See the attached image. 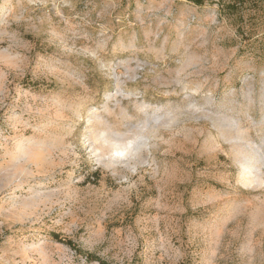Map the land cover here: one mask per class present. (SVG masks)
Segmentation results:
<instances>
[{"label": "rangeland", "instance_id": "374dc122", "mask_svg": "<svg viewBox=\"0 0 264 264\" xmlns=\"http://www.w3.org/2000/svg\"><path fill=\"white\" fill-rule=\"evenodd\" d=\"M217 2L0 0V264H264V0Z\"/></svg>", "mask_w": 264, "mask_h": 264}, {"label": "trees", "instance_id": "16d2710c", "mask_svg": "<svg viewBox=\"0 0 264 264\" xmlns=\"http://www.w3.org/2000/svg\"><path fill=\"white\" fill-rule=\"evenodd\" d=\"M197 6H201L204 4L205 1H210V0H187ZM218 5H220L221 8H225V9H231V10H236L237 7L244 5L245 0H232V2L229 3H225L223 0H218ZM230 10V11H231ZM61 242L67 244V245H71V241L69 240H60Z\"/></svg>", "mask_w": 264, "mask_h": 264}]
</instances>
